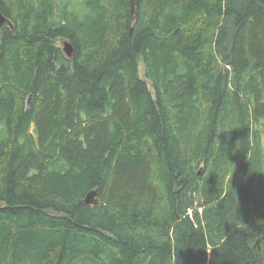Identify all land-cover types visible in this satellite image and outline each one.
<instances>
[{
    "label": "trees",
    "instance_id": "obj_1",
    "mask_svg": "<svg viewBox=\"0 0 264 264\" xmlns=\"http://www.w3.org/2000/svg\"><path fill=\"white\" fill-rule=\"evenodd\" d=\"M0 10V264H264V0Z\"/></svg>",
    "mask_w": 264,
    "mask_h": 264
},
{
    "label": "water",
    "instance_id": "obj_2",
    "mask_svg": "<svg viewBox=\"0 0 264 264\" xmlns=\"http://www.w3.org/2000/svg\"><path fill=\"white\" fill-rule=\"evenodd\" d=\"M130 4H131V18H133L134 14H135L136 7H137V0H130ZM5 23H7V25L11 27L10 20L0 10V28ZM71 50H72V48H71L70 44L65 43L63 46V51L66 53L67 56H71V53H70ZM201 169H202V166L200 167L198 174H201ZM84 201L87 205H94V204L99 203L98 190L95 189V190L88 192Z\"/></svg>",
    "mask_w": 264,
    "mask_h": 264
},
{
    "label": "rangeland",
    "instance_id": "obj_3",
    "mask_svg": "<svg viewBox=\"0 0 264 264\" xmlns=\"http://www.w3.org/2000/svg\"><path fill=\"white\" fill-rule=\"evenodd\" d=\"M56 19H59V14L58 13H56ZM57 41V40H56ZM56 41H55V43H56ZM66 42L65 41H62V40H58L57 41V44H58V46H60V47H62L63 48V46H64V44H65ZM70 53H72V50L70 51ZM141 69H142V66H141ZM201 167V166H200Z\"/></svg>",
    "mask_w": 264,
    "mask_h": 264
},
{
    "label": "bare ground",
    "instance_id": "obj_4",
    "mask_svg": "<svg viewBox=\"0 0 264 264\" xmlns=\"http://www.w3.org/2000/svg\"><path fill=\"white\" fill-rule=\"evenodd\" d=\"M69 43V42H68Z\"/></svg>",
    "mask_w": 264,
    "mask_h": 264
}]
</instances>
